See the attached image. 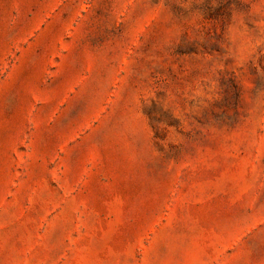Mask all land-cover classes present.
Masks as SVG:
<instances>
[{
  "label": "rangeland",
  "instance_id": "1",
  "mask_svg": "<svg viewBox=\"0 0 264 264\" xmlns=\"http://www.w3.org/2000/svg\"><path fill=\"white\" fill-rule=\"evenodd\" d=\"M0 264H264V0H0Z\"/></svg>",
  "mask_w": 264,
  "mask_h": 264
}]
</instances>
